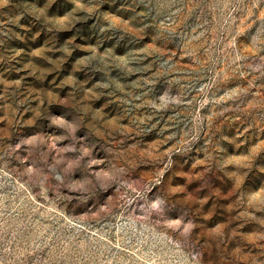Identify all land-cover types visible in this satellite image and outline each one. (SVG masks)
I'll return each instance as SVG.
<instances>
[{
  "label": "rangeland",
  "instance_id": "1",
  "mask_svg": "<svg viewBox=\"0 0 264 264\" xmlns=\"http://www.w3.org/2000/svg\"><path fill=\"white\" fill-rule=\"evenodd\" d=\"M0 264H264V0H0Z\"/></svg>",
  "mask_w": 264,
  "mask_h": 264
}]
</instances>
